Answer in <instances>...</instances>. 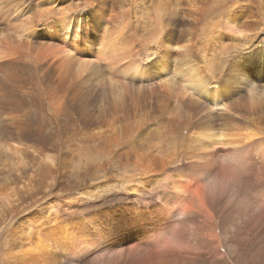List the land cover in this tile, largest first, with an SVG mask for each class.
<instances>
[{
  "label": "bare ground",
  "instance_id": "1",
  "mask_svg": "<svg viewBox=\"0 0 264 264\" xmlns=\"http://www.w3.org/2000/svg\"><path fill=\"white\" fill-rule=\"evenodd\" d=\"M54 1L58 0H0V15L6 19L5 23L19 18L14 25L19 31L17 34L28 35L25 42L17 43L18 47L5 41L0 58L7 60L8 67H14L29 57L36 67L49 71L50 82L69 92L78 90L79 85L89 86L93 81L94 97L86 104L70 135L73 140L106 139L100 140L103 148L99 155L103 160L94 174L100 171L97 177L106 179L102 182L107 181V185H96L95 191L88 192L87 188L73 193L72 188L77 184L71 180L63 183L61 178L65 175L60 167L52 169V181L47 185L52 194L35 214L39 217L25 218L28 234L23 231L22 236L28 235V239L18 244L14 241L16 252H9L7 264H84L87 260L95 264H195L198 261L203 264H264V139L258 138L264 136V84L258 89L260 83L251 80L252 74L264 73V36L249 43L252 51L245 56L238 55L242 56L238 61L244 59L239 66L244 68L248 64L250 72L246 67V71L240 69L237 63L232 67L241 83L243 79L248 81L245 83L249 87L248 94L243 96L235 91L230 79L218 78L217 72L209 73L207 48L219 40L212 21L205 24L206 14L204 25L198 27L197 41L194 40L199 43L204 57L194 54L193 41L189 37L186 39L191 46L164 33L172 23L182 26L184 31L190 30L191 34L197 25L196 11L199 9L185 16L181 15L184 11L177 12L178 16L172 18L158 5L152 11L156 16H150L149 25L155 24L149 28L150 33L145 28L140 30L143 22L131 20V13L121 14L119 20L114 16L117 21L105 18L102 11L108 0H64L63 9H56ZM111 7L113 10L112 3ZM24 11L29 15L22 19L20 15L23 16ZM237 13H227L220 27L240 29L245 23L244 14ZM80 17L82 23L72 21ZM65 23L76 27L70 40L60 38L56 28ZM45 26V35L35 39L36 30ZM86 30H91L96 40L109 43L106 52H96L101 63L86 57L85 48H80L84 41L74 37L76 33L77 37L82 35V39L88 37ZM52 39L56 42L49 41ZM247 43L245 40L241 46ZM220 47L218 54L227 49ZM218 68L220 71L222 67ZM51 71L57 73V79ZM136 80L148 85L133 83ZM217 81H223L224 85ZM18 90L11 86L9 93L0 94L2 113L6 112L8 121L12 122L9 123L11 127L8 125L9 131L0 125V130L6 131L0 134V140H22L19 145L26 149L16 148V158L22 159V164H30L36 154L29 149L38 146L26 141L35 139L25 129L28 126L18 123L16 108L7 102L11 99H6L12 98ZM229 95L239 96L230 100ZM23 110L24 114L19 110L21 116H32L30 109ZM50 110L63 115L69 122L72 120L69 102H58ZM42 114V109L37 110V115ZM149 121L155 123L145 128L143 123ZM156 124L176 140L165 143L141 140ZM78 131H85V135L78 136ZM138 132L140 134L136 135ZM58 136L54 131L49 139L57 140ZM46 156H51L50 152ZM45 169L49 172L51 166L46 165ZM113 188L123 193L112 196L115 194ZM96 189L107 191L106 196L90 197L83 202V196H92ZM53 197H60L61 202L66 200L62 208L48 203ZM1 199L7 200L5 196ZM110 208L116 210L110 211ZM47 211L52 212L49 215L52 222ZM228 247L234 250L230 255H226Z\"/></svg>",
  "mask_w": 264,
  "mask_h": 264
},
{
  "label": "rangeland",
  "instance_id": "2",
  "mask_svg": "<svg viewBox=\"0 0 264 264\" xmlns=\"http://www.w3.org/2000/svg\"><path fill=\"white\" fill-rule=\"evenodd\" d=\"M58 1H54L53 6H56L57 7L56 9H58V8L63 9L64 4H65L64 0H62V1L58 0ZM109 2L112 3L113 10L111 7V3H109ZM151 2H153V3H151ZM158 5L163 6L166 10V13L168 12V16H170L172 18L178 16L177 12L180 14L181 11H184L185 13L184 14L182 13L181 15L185 16L186 13L192 12L193 10H195V8L199 9L198 11H196V13H197V16H196L197 25L195 26L194 31L191 33L192 35L190 34V30L184 31L182 26H174L172 23H169L170 26L167 29H165V31H164L165 34H170L171 38H173V36H174L175 39L173 38V40H178L180 42L182 41L185 44H187V42H188V45H190V46H191V43L187 39H188V37H189V40L192 39V41H193L192 46L195 49L194 54L198 55L199 57H204V55H203L204 52H202V49L199 47V45H198L199 43L198 42L196 43V41H197L196 38L198 37L197 34L200 31L198 27L200 25H204V22H205L203 20L204 14H206L205 18L206 17L209 18V16H210L211 20L207 18L205 24L212 21L211 26H213V29L215 28L214 29L215 34L217 35L216 39L219 41H216L215 43L212 42L208 46L209 48H207V51L209 53V54L208 53L207 54L210 58V59L209 58L208 59L211 61V62L209 61V63H210L209 68L211 67V71L210 72L208 71V72L210 74H212L213 72L214 73L217 72L218 74L217 73L216 74L219 76L218 78H220L222 76L221 78L224 80L230 79L231 81L229 83H232L233 85H235V91L240 93L239 95H243V96L247 95L248 93H247L246 89L249 87L245 83L248 81L243 79V83H241V80L239 79L238 75H236V71H233L232 67H236V66H233L236 63L238 66H239V63H244V59H241V61H238L239 58L242 57V56L238 57V55L240 54V55L245 56L247 52L252 51L253 50L252 48L249 49L250 48L249 43L255 41L256 39H259L262 36H264V0H189L188 3L186 2V0H117V1L108 0V4L105 5L106 6V7H104L105 10L102 11V13H104L105 18L107 16V18L113 19V21L119 20L125 12L131 13V20L139 19V21L143 22V25L140 26V30L145 28L150 32L151 30L149 28H153L155 26V24L149 25L150 24V16H153V17L156 16L155 13H153L152 11ZM114 9H116V10H114ZM150 9H151V11H150ZM112 11H114V12H112ZM117 12L119 14H117ZM207 12L209 13L208 16H207ZM230 12L231 13H237L238 12L237 14L242 13V15L244 14V17L242 19L245 21V23L248 26L244 23V25L242 27H240V29H231V30L230 29L224 30L223 27H220L221 24L223 25L222 19H225V15L227 13H230ZM18 14H21V13L18 12ZM22 14H23V16L20 15V17L22 19H24L23 17L27 18V16L29 15V12H26V14H25V11H24V13H22ZM114 16L117 17V20L115 19ZM18 19L19 18H17V20L15 19V21L10 20L9 23H5L6 19H3L2 16L0 15V22L2 23V24L0 23L1 24L0 25V53H2L3 49H5V44H4L5 41L9 42L8 44H10L11 46L18 47L17 43H19V41L25 42V40L27 39L28 35L27 36L25 34L18 35L19 31H17L18 30L17 27L15 28V26H14L15 22L18 21ZM81 19L82 18L80 17L79 20L74 21V19H72V21L75 24L77 22L82 23L80 21ZM86 20L90 21V18H86ZM219 20L222 22H220ZM20 21H21V19L19 20V22ZM113 21H112V23H114ZM216 21H217V23H216ZM216 26H218V27H216ZM219 27L221 28L220 32L218 30ZM56 28L59 30V32L61 34L60 38L65 37L66 39L70 40V38H71L70 35L73 33L72 30L76 27H75V25H72V24L70 25L69 23H65L64 25H62L60 27H56ZM64 28L66 30L65 32L63 30ZM45 29H46V26L42 27V28H38L36 30V33L34 34V38L40 39V37L42 35H45L44 34ZM195 29H196V32H195ZM154 30H156V29H154ZM86 31H87L88 37H85L84 39H82V35L77 37V35H78L77 33H76L77 35L74 34V37H75V39H79V40L84 41V43L81 44L80 48H85L84 50L86 53L84 52L85 53L84 55L86 57L93 58L98 63H101L96 52L99 50L102 52H106L108 49L109 43L103 39L98 40L99 38L96 40L94 33L91 32V30H89V31L86 30ZM17 32H18V34H17ZM149 32L148 33L144 32V33H145V35H148L151 33V32L150 33ZM164 33H163V35H164ZM23 35H24V37H23ZM186 37H187V39H186ZM220 39H222V41ZM194 40H196V41H194ZM245 40L248 43L246 45L241 46V44ZM49 41L56 42L54 39L49 40ZM99 41H100V43L103 42L104 45H103V43L100 44ZM221 43H223L224 45ZM86 44L88 46H86ZM225 44H226V46H225ZM236 44H238V46L234 49H231V47L233 45H236ZM97 46H98V48H97ZM220 46H224L227 49L225 52L223 51V53L221 52V54L220 53L218 54L217 52L220 51V48H221ZM200 49H201V51H200ZM248 49H249V51H248ZM210 50H212V51H210ZM72 52L74 53V55H77L76 52H74V51H72ZM211 53L213 55H211ZM226 53H228V54H226ZM84 55H82L83 57L80 55H77V56H79L81 58H85ZM98 55H99V52H98ZM205 56H207V55H205ZM0 63H2L1 67H0V73H1L0 75H2L0 77V79H1L0 80V90H1L0 94L4 91L9 93L8 91H10L11 86H15V88L19 89L18 93H16V92L13 93L12 98H9L10 96H8V98H6V99L7 100L11 99L7 102L12 104L16 108V113L18 112L17 115L19 117L18 123L20 125L22 124L23 127L28 126V127H25V129H27L30 134L31 133L33 134V135L32 134L31 135L29 134V135L31 137H33L35 140H26V141H30V143L37 144V146H38L37 149H34V148L29 149L30 153L32 152L33 154H36L35 155L36 159L30 164L27 162H25V163L23 162L24 164H22L23 160L16 158V156L18 154L15 151L16 148H21V147L23 150L26 149L25 146L23 147L22 145L21 146L19 145V143L22 140H0V264H7L9 252L15 251L14 246H13L14 241L16 240L15 242H17V244H18L21 242H25V240L28 239V235L22 236L23 231L25 232V234H28V230H25L26 229L25 218L28 217L29 219H36L37 217H39L40 215L37 216L35 214H37L39 212V210L41 208V204L44 201H46L47 199H49L50 195L52 194V192H50L49 188L47 187L48 183H50L52 181V177H53L52 169H56L57 166L60 167L59 168L60 172H62L65 175L61 178L63 183L67 180H71L73 183L77 184L76 187L72 188L73 193H74V191H77V190L84 191L87 188L89 189L88 192L95 191L94 187L96 185L97 186H106L107 185V181L102 182V180H106V179H104L103 177H101V178L97 177L98 176L97 174H99L100 171H98L97 174L96 173L94 174L96 167H98L99 164L103 160V157L101 155H99V150L101 148H103L101 143H100V140H106V139L99 137L96 139L73 140V135H70L71 130H73L74 124L79 120L82 112L85 111L84 108H85L86 104H88L89 101H92V98L94 97V91H92V89H91L92 88L91 84L93 81H91L89 83V86L81 87L79 85L78 90L69 92L64 87L58 86L57 83L50 82L49 77H48L49 71L46 68L41 69L39 67H36L30 61L29 57H26L23 60H21L16 65L17 67L16 66L8 67L7 60L2 59V58H0ZM222 63H223V65H222ZM253 63H254V61H252L250 63V65ZM106 65H108V64H106ZM219 66L222 67L220 69V71L218 68ZM29 67H31V68H29ZM245 67L248 68L249 72H250L251 68L249 67V65L245 64ZM245 67L243 68V66L241 65L240 69L243 68V71L244 70L246 71ZM27 70H28V73H27ZM228 70H230V71L228 72ZM25 72H26V74H25ZM51 72L54 75V77L57 79V73L54 71H51ZM223 72H224V74H222ZM28 74H30L31 76ZM28 78H30V79H28ZM235 78L237 79V82H235V80H236ZM252 78L253 79H251V80H253V82L258 83V84L260 83V85L258 87V89H260L261 85L264 84V73H261V75H258V73L252 74ZM217 82L224 85L223 81L222 82L217 81ZM133 83L139 84V85H142V84L148 85V83H144L141 81L139 82L138 80H136ZM236 84L239 85L240 87L237 86ZM28 85H29V87H28ZM53 92H54V94H53ZM238 93H236V94H238ZM18 95H19V98H18ZM239 95H233V97H232V95H229V99L232 100L233 98H236ZM16 97H17V99H16ZM220 97L223 100L225 95L222 93V95ZM28 98H29V100H28ZM10 101H12V102H10ZM20 101H21V103H20ZM62 101L65 103L69 102L71 105L73 116H72V120L70 122L68 120H66L64 118V116L61 115L60 113H58L60 115H57V114L53 113L52 110H50V109H52L53 106L58 104V102H62ZM5 107H4V109H5ZM213 107H216V106H213ZM24 108H28V110L30 109L29 111L31 112L32 116L26 115L25 118H24V116H21L19 110H21V112L24 114V112H23ZM91 108H93V107H88L87 109H91ZM40 109L43 110V114L41 116L37 115V110H40ZM31 110H33V112ZM2 111H3V109L0 105V114L2 115V117L0 116V125L3 124V127L6 130L8 129V131H9L10 130L9 128L11 127L10 124L12 122L10 123V121H8V119H7V118H9V115H6V112L2 113ZM100 121H104V120L100 119ZM4 122H6V123H4ZM48 122H49V124H48ZM152 122L153 121H149L148 123H143V126L146 128V126H149V124L152 125ZM154 123L155 122H153V124ZM174 123H176V122L174 121ZM262 124H264V123H262ZM225 126L228 127L229 125L225 124ZM83 128L86 130L87 126H83ZM160 128H158L157 124H156V126H153V131L151 133H149L146 137L142 138L141 140H155L157 142L159 141L158 143H165L167 140H176V139H174V137L171 133L168 134L167 131L165 132L164 130H162ZM218 128L220 129L219 126H218ZM229 130L233 131L232 129H229ZM54 131L59 133L60 137L58 136L59 139L57 138V140H50L49 136L51 134H53ZM95 131H97V130L95 129L94 132ZM84 132L85 131H78L77 134H78V136L85 135ZM110 132H113V129H110ZM110 132H109V134H111ZM2 133L5 134L6 131L0 130V134H2ZM101 134L106 135V134H108V132L107 133H101ZM139 134L140 133L138 132V134H136V135H139ZM44 138L46 140H44ZM258 138L264 139V136H258ZM36 139H38V140H36ZM61 145H65L66 147L63 148ZM48 152H50V155H51L49 157L46 156V154ZM41 155H42V157H41ZM12 157H13V159H12ZM25 164H26V166H25ZM46 165L51 166V169L49 170V172L45 169ZM24 166L25 167L30 166L31 168L28 169V167H27V169H28L27 170V169H25ZM94 177H97V178H94ZM110 181H113V179L110 178ZM87 184L88 185L90 184L91 186L89 185V187H88ZM120 188L122 190H124V187H120ZM121 189H117L115 191L113 188L112 190L115 192V194H111V195L112 196H119L120 194L123 193V192L119 191ZM96 191L97 192H95V194H93L92 196L91 195L87 196V194L84 195L83 197L85 199L83 198V202L87 201L88 198H90V197L99 199L101 197H105L107 194V191H103V189H101V190L96 189ZM56 192L58 194H60L57 190H56ZM131 192L132 191H129V193H131ZM252 192L254 193L255 191H252ZM1 196H5L7 198V200L5 202L2 201ZM79 196L82 197V193L79 194ZM50 200H51V202L48 201V203L58 204L61 208L63 206V203L66 201V200H63V202H61L60 197H56L55 199L53 197ZM122 202H125V201H122ZM36 203H37V205H36ZM48 203L46 202L43 205L45 206ZM118 205H119V203H118ZM112 209L113 208H110V211ZM12 210L16 211L13 213V215L10 213ZM113 210H116V209H113ZM46 213H47L46 215H48L50 222H52L53 218H52V216H49V215H51L52 212L47 211ZM20 222L23 223L22 224L23 226L22 225L16 226V224H18ZM31 224H34V223H31ZM15 226H16V228H14ZM14 231H15V233H14ZM34 239L36 241H38L37 238H34ZM120 250L121 249L119 248V251ZM233 252H234L233 248L228 247L226 250V255H230ZM88 263L95 264L93 260L92 261L87 260L84 264H88ZM203 263H204L203 261H198L195 264H203ZM96 264H98V263H96Z\"/></svg>",
  "mask_w": 264,
  "mask_h": 264
}]
</instances>
